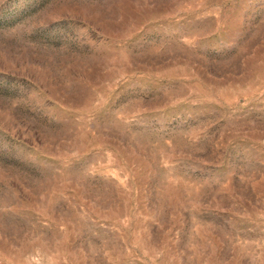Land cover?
<instances>
[{
  "label": "rangeland",
  "instance_id": "obj_1",
  "mask_svg": "<svg viewBox=\"0 0 264 264\" xmlns=\"http://www.w3.org/2000/svg\"><path fill=\"white\" fill-rule=\"evenodd\" d=\"M0 264H264V0H0Z\"/></svg>",
  "mask_w": 264,
  "mask_h": 264
}]
</instances>
